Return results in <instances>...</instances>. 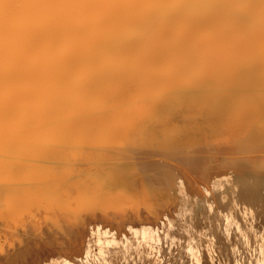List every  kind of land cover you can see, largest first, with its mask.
<instances>
[{
    "label": "bare ground",
    "instance_id": "bare-ground-1",
    "mask_svg": "<svg viewBox=\"0 0 264 264\" xmlns=\"http://www.w3.org/2000/svg\"><path fill=\"white\" fill-rule=\"evenodd\" d=\"M6 3L17 5V25L14 62L0 66L12 84L0 108V264H88L99 258L89 228L113 235L99 245L121 243L122 233L124 246L162 264L144 210L167 218L166 204L190 194L202 202L240 178L264 183L260 0Z\"/></svg>",
    "mask_w": 264,
    "mask_h": 264
},
{
    "label": "rangeland",
    "instance_id": "rangeland-1",
    "mask_svg": "<svg viewBox=\"0 0 264 264\" xmlns=\"http://www.w3.org/2000/svg\"><path fill=\"white\" fill-rule=\"evenodd\" d=\"M241 171L244 172L243 170H241ZM192 172H189L190 179L193 178L192 181H194V178H195V181L196 182H198V181L200 182V179L202 178V177L200 178L201 173H199V175H198L197 174V171H196L195 172L197 174L196 175V174H194V172L193 173ZM245 172L242 173L241 175L242 176H246ZM243 174H245V175H243ZM193 175H196V176L194 177ZM197 176H199V177H197ZM240 179L242 180V178H240ZM203 180H204V178H203ZM241 180H237V181L234 180L235 182H233L232 184H225L226 186L219 187V189L217 188V189L213 190L214 191V195H212V198H211V195H210V197L204 198V200H202V202H201V200L198 201V199L196 198L197 196L195 194H190L189 197H186L185 199L182 198L184 200L179 201L180 203L179 202L173 203L174 205L173 204H171V205L170 204H166V207H167V216L166 217L167 218H165V216H162L163 217L162 218L160 216L161 214H159L158 212H155V211L151 212L150 215H149L148 214L149 212L147 210H144L145 215L152 222V224H151L150 223V220H149V221H147L148 223L145 225V227L146 228H149V231H150L149 236H148V243L156 251H159V256H160V258H161V260L163 262L162 264H264V257L262 256L264 254V237H262V239H260V240L258 239L257 242L256 241L254 242L253 241V238H252V234L256 232L255 229L256 230H260V231L262 229L263 230V235H264V187H263L264 186V183H262V182L260 183V185L262 184L263 186H260L258 183H255V182H254V184L250 185L251 183H253V181H252V182H249V185H248L247 179H244L246 181H243V180L241 181ZM238 181L239 182L241 181V182L246 183L248 186L246 184H244V183L243 184L247 188L244 185H242L241 182H240V185H241L240 186ZM199 182L198 183H195L194 182V183L196 184L195 186L198 189H201V187L203 185L201 186V184ZM202 182L203 181L201 179V183ZM234 183H235V187H234ZM236 183H237V185H236ZM198 184H200L199 185L200 188L198 187ZM228 185L229 186L231 185V187L228 188L227 187ZM244 187L246 188V190H249L250 187H254L255 189L254 188H250V189H254V191L256 190V193L260 197L259 196H258V198L255 197V199L257 198L255 200L254 199V196H253V194L255 192L254 193H249V195H248V193H247L248 191L246 192V190H245ZM224 188H226V189H224ZM233 188L234 189L236 188V190H234ZM240 188H243V189L241 190ZM221 189L225 193L222 192ZM230 189H231V192L228 191ZM232 189H233V191H232ZM262 189H263V191H261ZM128 191H129V193H132L133 192V190H128ZM213 191H212V194H213ZM216 191H217V193H215ZM220 191L222 193H219L218 194V192H220ZM243 191L247 193V194L246 193L245 194H246V196L248 195L247 196L248 197V200H247V197L246 196L244 197L245 194H242V193H244ZM249 191L250 192H253V190H249ZM134 192H136V190ZM256 193L254 195H256ZM222 194L225 196V200H223L224 203L223 202H217L215 200V198L218 195H222ZM251 194H252V196H250ZM231 196H233V197H231ZM249 196L251 198H253V199L251 200V198ZM213 197H215L214 200H213ZM208 198L209 199L211 198L210 201H208ZM240 198L242 199V201L240 200ZM186 200L188 202H190V203H188ZM205 200L208 201V202H206ZM258 200H260V201H258ZM184 201H186L189 204V206L192 208V212L194 211L193 213H195V214L189 213L191 210L189 212H187L186 210H184L185 209L184 208V206H185V202ZM195 201H196V204H195L196 207L193 205L194 203L192 204V202H195ZM243 201H244V203H243ZM251 201L255 202V204L254 203L252 204ZM209 202H211V203L209 204ZM256 202L258 203V205L260 204L261 206L259 205L257 207L256 206L257 205ZM198 203L199 204L201 203V206L204 204L203 205L204 207L202 206L203 207L202 209H204L205 211L201 209V206L198 205ZM246 204L247 205L249 204V206L251 204L254 205V207L252 205L251 206L253 208H255V209H258L259 208L261 210L260 211L258 209L260 211V214H259V211L258 210H257L258 212H256L255 209L251 208V206L250 207L247 206ZM179 205H180V207H179ZM192 205H193V207H192ZM214 205H215V209H213L214 208ZM198 206H200V207H198ZM221 206H222V208H221ZM226 208H228V209H226ZM181 209H182V211H181ZM177 210L178 211L180 210L179 212L181 214L178 213V212H176ZM206 210L209 211L210 213H207ZM220 210L221 211H223V210H225V211H228V210L232 211V212L229 211L230 212V215H231L230 218L227 216L226 213H225L224 216L221 215V211ZM217 211H219V213ZM169 212L171 214H169ZM185 212H187V216L189 215V218L186 216V213ZM203 212H204V214L206 212V214L209 217H211L210 218L211 221H210V219L208 220L209 217L206 214L204 215ZM214 212H217V213L214 214ZM211 214H212V216H210ZM217 214L218 215H221V216H218ZM172 215H174V216H172ZM191 215L192 216L195 215L194 217H196V220H195L194 217H191ZM158 216H160V217H158ZM175 216H176V219H175ZM257 216H259V217L262 216V217L259 218ZM172 217L174 219H172ZM199 217H201V218H199ZM203 217L205 219H203ZM213 217H215V219H212ZM162 219H165V220H162ZM187 219H188V221H187ZM189 219H190L191 222L189 221ZM258 219H259V222L260 223L258 222ZM152 220H154V222ZM199 220H200V222H199ZM260 220H262V221H260ZM168 221H169V223H167ZM124 222H125L124 223V226H126L125 228H127V226H129L128 225L129 222L128 223L126 221H124ZM175 222L178 224V226H177V224ZM255 222H256V224H255ZM191 223H193L195 227L199 226V229H196L194 226H193V228H190L193 225V224L191 225ZM197 223H199V224H197ZM133 224L139 225L138 222L137 223L134 222ZM167 224L170 225V226H168ZM185 224L188 227H186ZM99 225H101V223H98V226ZM160 225H162V226H160ZM209 225H210V229H209ZM261 225L263 227L260 229V226ZM154 226H155V228H154ZM150 227H152V228H150ZM163 227L165 228L166 231L163 229ZM152 229H153V231H152ZM192 229H194V230H192ZM88 230L90 232L87 231L88 232L87 233V244L92 245L93 252L95 250L94 254L99 255L98 256L99 258L96 259L97 261L96 260H93L92 262L89 261L90 263H88V264H98V263L99 264H105V263H107V264H111V263L114 264L113 262H115V257L117 259H119V260L121 259V263H120V261H118L116 259V263L117 264H124L126 262H128V264H133V263L134 264H148L147 263L148 260L144 256H143V259H142L141 254H138L139 252L136 249H133L132 247H130L131 245H129L127 247L124 246L126 240H124V238L121 239V236L124 235V234L118 233V231H119L118 229H117L116 232L118 234H120V237H119V235H116V236L121 240V243L116 244V245L115 244H111V245H109V244H104L103 245L102 244V245H99V242L98 241H99V238L100 237H102V236L103 237H106L110 241L112 239L113 235L111 234V236H110L109 233L100 234L99 231H98V229H96V230L92 229L91 230V228H89ZM171 230H172V232H171ZM158 231L160 233H158ZM163 232H165V233H163ZM168 232H170V233H168ZM243 232H246L247 233V236H244V234H241ZM183 233H185L186 235L183 234ZM155 234H157V235H155ZM236 234H238V236ZM181 235L182 236L185 235L188 238H184L185 236L182 237ZM122 237H125V235L122 236ZM159 237H160V239H159ZM180 238H182V239H180ZM238 238H239V240H238ZM167 239H169V240H167ZM240 239H242L243 242ZM184 240L186 242H184ZM254 240H255V238H254ZM123 241H125V242L123 243ZM251 241L254 242V244H252ZM181 242H182V244H181ZM93 244H95V245H93ZM170 244L172 245V247L174 245V248H172L170 246ZM181 245H183V247ZM118 246H119L120 249L118 248ZM252 246H253V248H252ZM256 246H258V247H256ZM101 247H105V249L107 250L108 254L110 255V257L112 259V262L109 263L107 261H104L103 258H101V256H100L101 255V253H100ZM177 247H179V248H177ZM112 248H113V250H111ZM123 248H124V250H122L123 252H121L120 250L123 249ZM186 248H187V250H186ZM165 249H167V250H165ZM183 249H184V251L182 252ZM126 250H127V252H126ZM129 250H130V252H129ZM113 251H114V253H113ZM160 251H161V253H160ZM115 252L117 254L118 253L119 254L117 255ZM110 253H112V254H110ZM126 254L128 255L129 258L124 257V256H127ZM164 254H166V255H164ZM174 255H176V256H174ZM203 255H205V256H203ZM208 256H210V257H208ZM132 257H134V258H132ZM139 258L141 259V261H138V260H140ZM99 260H101V261H99ZM131 260H133V261H131ZM122 261H123V263H122ZM129 261H130V263H129ZM225 261H226V263H225Z\"/></svg>",
    "mask_w": 264,
    "mask_h": 264
},
{
    "label": "snow or ice",
    "instance_id": "snow-or-ice-1",
    "mask_svg": "<svg viewBox=\"0 0 264 264\" xmlns=\"http://www.w3.org/2000/svg\"><path fill=\"white\" fill-rule=\"evenodd\" d=\"M17 7L14 3H6V0H0V66L14 62V35L17 20L13 14V9ZM261 11L264 12V0H260ZM5 9H8L5 12ZM264 40V36H262ZM11 81L7 88L0 80V108L5 103H11ZM4 130V125L0 124V133Z\"/></svg>",
    "mask_w": 264,
    "mask_h": 264
}]
</instances>
